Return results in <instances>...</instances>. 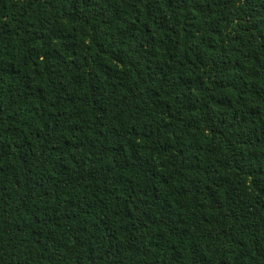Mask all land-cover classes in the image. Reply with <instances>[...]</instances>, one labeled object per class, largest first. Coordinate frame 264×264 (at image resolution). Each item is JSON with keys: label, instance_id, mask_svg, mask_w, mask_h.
Masks as SVG:
<instances>
[{"label": "trees", "instance_id": "obj_1", "mask_svg": "<svg viewBox=\"0 0 264 264\" xmlns=\"http://www.w3.org/2000/svg\"><path fill=\"white\" fill-rule=\"evenodd\" d=\"M0 264H264V0H0Z\"/></svg>", "mask_w": 264, "mask_h": 264}]
</instances>
